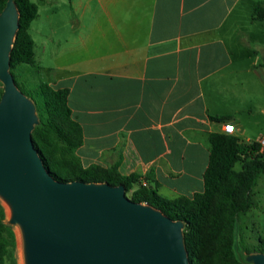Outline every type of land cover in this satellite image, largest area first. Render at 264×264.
<instances>
[{
    "label": "crops",
    "instance_id": "0c3cea01",
    "mask_svg": "<svg viewBox=\"0 0 264 264\" xmlns=\"http://www.w3.org/2000/svg\"><path fill=\"white\" fill-rule=\"evenodd\" d=\"M262 1L69 0L76 40L54 49L49 83L69 89L83 165L148 176L167 198L202 192L210 135L232 122L251 141L264 114Z\"/></svg>",
    "mask_w": 264,
    "mask_h": 264
},
{
    "label": "water",
    "instance_id": "95a60500",
    "mask_svg": "<svg viewBox=\"0 0 264 264\" xmlns=\"http://www.w3.org/2000/svg\"><path fill=\"white\" fill-rule=\"evenodd\" d=\"M16 0L0 12V200L17 227L23 264H192L183 220L132 200L124 184L57 180L33 140L34 101L18 86L11 52ZM264 264V252L247 255Z\"/></svg>",
    "mask_w": 264,
    "mask_h": 264
},
{
    "label": "trees",
    "instance_id": "16d2710c",
    "mask_svg": "<svg viewBox=\"0 0 264 264\" xmlns=\"http://www.w3.org/2000/svg\"><path fill=\"white\" fill-rule=\"evenodd\" d=\"M7 1L0 0V12ZM16 2L20 28L11 52L13 73L19 65L36 63L30 26L38 16V5L32 0ZM254 17L264 20V1L255 5ZM23 89L34 101L39 116L40 122L32 133L35 147L57 180L124 184L132 200L161 209L174 220H183L186 223L185 245L192 264H252L247 260L249 253L237 250V224L253 207V191L264 174V155L257 140L245 141L233 133H212L204 190L193 196L167 198L159 193L160 185L149 182L148 176L123 175L117 164L109 167L83 165L78 149L84 143V132L72 115L69 89L55 88L49 82ZM3 91L1 86L0 99ZM237 163L241 164L240 169H236ZM16 248L15 227L7 223V211L0 200V264H19ZM255 252H264L263 244Z\"/></svg>",
    "mask_w": 264,
    "mask_h": 264
},
{
    "label": "rangeland",
    "instance_id": "374dc122",
    "mask_svg": "<svg viewBox=\"0 0 264 264\" xmlns=\"http://www.w3.org/2000/svg\"><path fill=\"white\" fill-rule=\"evenodd\" d=\"M38 5V16L30 26V33L35 41V65L22 64L14 68V75L19 88L36 87L41 82H49L55 78L54 49L61 43L63 48H69L76 40L74 22L80 14L69 0H32ZM3 83L0 82V87ZM4 87V86H3ZM264 105V87L259 96ZM253 119L247 137L251 141L264 137V114L258 108L252 113ZM256 122V123H255ZM246 138H244L245 140ZM246 141V140H245ZM241 164H236L240 169ZM254 205L246 214L242 215L237 224V250L244 254L252 253L264 246V174L259 177L253 191ZM162 195L166 196L165 192ZM7 218L9 212L7 207ZM15 227V226H14ZM17 248L15 257L19 264H23L21 241L17 227Z\"/></svg>",
    "mask_w": 264,
    "mask_h": 264
},
{
    "label": "built area",
    "instance_id": "2783aa9c",
    "mask_svg": "<svg viewBox=\"0 0 264 264\" xmlns=\"http://www.w3.org/2000/svg\"><path fill=\"white\" fill-rule=\"evenodd\" d=\"M235 131V125L232 122H228L224 125V132L226 133H234ZM257 142L260 145V151L264 155V137H261L257 140Z\"/></svg>",
    "mask_w": 264,
    "mask_h": 264
},
{
    "label": "bare ground",
    "instance_id": "6f19581e",
    "mask_svg": "<svg viewBox=\"0 0 264 264\" xmlns=\"http://www.w3.org/2000/svg\"><path fill=\"white\" fill-rule=\"evenodd\" d=\"M7 209H8V207H7ZM8 212H9V209H8Z\"/></svg>",
    "mask_w": 264,
    "mask_h": 264
}]
</instances>
